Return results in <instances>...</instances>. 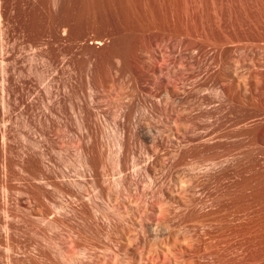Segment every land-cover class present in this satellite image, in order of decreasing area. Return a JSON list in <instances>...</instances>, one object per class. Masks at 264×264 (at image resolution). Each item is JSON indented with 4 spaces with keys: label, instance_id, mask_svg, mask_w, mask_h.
<instances>
[{
    "label": "rangeland",
    "instance_id": "obj_1",
    "mask_svg": "<svg viewBox=\"0 0 264 264\" xmlns=\"http://www.w3.org/2000/svg\"><path fill=\"white\" fill-rule=\"evenodd\" d=\"M85 2L0 0V237H264V0ZM0 264H264V238H0Z\"/></svg>",
    "mask_w": 264,
    "mask_h": 264
},
{
    "label": "bare ground",
    "instance_id": "obj_2",
    "mask_svg": "<svg viewBox=\"0 0 264 264\" xmlns=\"http://www.w3.org/2000/svg\"><path fill=\"white\" fill-rule=\"evenodd\" d=\"M101 3H102V0H86L85 2L86 11H87V15L89 16L90 21L93 20L95 17L97 18L98 14L96 15L97 13L96 9H97L98 4H101Z\"/></svg>",
    "mask_w": 264,
    "mask_h": 264
}]
</instances>
